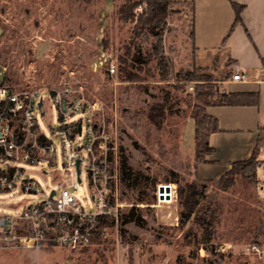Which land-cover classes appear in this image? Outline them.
<instances>
[{"label":"rangeland","instance_id":"obj_1","mask_svg":"<svg viewBox=\"0 0 264 264\" xmlns=\"http://www.w3.org/2000/svg\"><path fill=\"white\" fill-rule=\"evenodd\" d=\"M144 8L140 0H0V86L59 91L69 85L73 100L101 106L95 121L116 142L117 193L124 204L120 222L105 223L108 235L88 247L0 250V264H264L246 254L247 246L264 236V206L254 184L236 177L223 191L215 180L194 175L195 165L211 153H200L195 141V117L204 121L208 105L191 89L196 82L176 77L198 68L191 65L192 6L171 0L160 40L144 26ZM198 90L212 94L215 87L199 84ZM43 96L50 98L47 92ZM58 122V110L49 104L42 128L49 133ZM25 167L45 194L55 186L51 174ZM179 178L182 185L199 182L206 200L200 205L214 213L207 244L212 251L204 247L206 237L194 217L180 223ZM161 185H174L169 204L158 199ZM85 190L91 201L86 185ZM42 198L0 194V213L14 214ZM223 243L232 250L216 251Z\"/></svg>","mask_w":264,"mask_h":264},{"label":"built area","instance_id":"obj_2","mask_svg":"<svg viewBox=\"0 0 264 264\" xmlns=\"http://www.w3.org/2000/svg\"><path fill=\"white\" fill-rule=\"evenodd\" d=\"M108 71L115 73V65L110 64ZM245 77L236 66L231 81L242 82ZM46 92L50 94L48 99L43 96ZM49 104L57 108L59 122L47 133L41 120L46 117ZM101 109L97 104L87 106L80 99L73 100L69 85L59 91H14L0 86V194L43 196L14 214L0 213V250L49 245L85 248L92 245L96 232L108 235L105 223L120 222L124 204L117 193L118 151L112 135L95 121ZM25 166H37L42 174H51L56 181L52 190L45 194L39 181L27 175ZM169 186V190L158 189L161 203L169 204L176 196L171 187L174 185ZM256 190L264 206V167ZM232 248L223 243L216 251L227 253ZM246 254L264 262V236L248 245Z\"/></svg>","mask_w":264,"mask_h":264},{"label":"crops","instance_id":"obj_3","mask_svg":"<svg viewBox=\"0 0 264 264\" xmlns=\"http://www.w3.org/2000/svg\"><path fill=\"white\" fill-rule=\"evenodd\" d=\"M180 1L192 6L191 65L212 74L215 91L206 111L219 127L209 135L212 153L194 175L217 181L253 154L264 164V0ZM232 2L244 7L241 23L235 24ZM236 66L246 76L242 82L231 81Z\"/></svg>","mask_w":264,"mask_h":264},{"label":"trees","instance_id":"obj_4","mask_svg":"<svg viewBox=\"0 0 264 264\" xmlns=\"http://www.w3.org/2000/svg\"><path fill=\"white\" fill-rule=\"evenodd\" d=\"M144 4H146V8L143 10V24L146 27L147 31L158 38L161 39L162 31L166 26L167 18L169 16V6L171 0H140ZM233 8L236 13V21L235 24L242 22V13L244 10L243 6H239L238 4L232 2ZM133 7V6H132ZM126 11H119L121 16L126 15ZM163 61L160 62V66H163ZM183 76V79H182ZM176 77L179 80L185 81H193L196 82L194 86L195 92L197 96H201L204 100V103L207 105L212 104L213 102L209 101V98L212 96L211 92H203L198 90L199 84H208L211 82L212 74L209 73L208 68L198 67L193 69L192 71L179 72L176 74ZM225 96V95H224ZM220 104L228 103V101L221 100ZM210 118V122H206V119ZM204 119V115H203ZM151 120L156 122V116L153 114L151 116ZM196 131H195V141L197 145V149L204 153H212V148L209 146V135L213 132L219 130L217 119L207 116L205 114V119L202 121L201 117H195ZM205 162V161H204ZM264 164L257 160L256 154H253L252 157L245 160H238L232 163V167L229 171H227L219 180L215 182L216 186L223 190L228 191L235 182L236 177H242L243 179L254 184L256 188L257 178L259 173L261 172ZM128 177V174H125ZM175 182L179 185L178 196L180 199V203L182 205L181 211V225H185L192 217L194 220L199 223L203 229L205 239L206 249L209 251L214 250L215 248L207 244H211L213 237V227H214V213L212 212L211 207L202 206L200 202L205 198L204 192L201 190L199 182L193 181L191 183L186 182L182 185V179H175ZM264 232L262 233V235ZM100 232H96L92 238V244L97 242L102 236ZM259 239L254 240L253 242H257Z\"/></svg>","mask_w":264,"mask_h":264},{"label":"water","instance_id":"obj_5","mask_svg":"<svg viewBox=\"0 0 264 264\" xmlns=\"http://www.w3.org/2000/svg\"><path fill=\"white\" fill-rule=\"evenodd\" d=\"M80 130H81V127L79 128V131H80ZM78 174H80L79 163H78ZM165 188H166L167 190H169V189H170V186H169V185H167L166 187H165L164 185H161V186H160V190H161V191H163V189H165ZM54 193H55V192H53L52 195H54Z\"/></svg>","mask_w":264,"mask_h":264},{"label":"bare ground","instance_id":"obj_6","mask_svg":"<svg viewBox=\"0 0 264 264\" xmlns=\"http://www.w3.org/2000/svg\"><path fill=\"white\" fill-rule=\"evenodd\" d=\"M169 198V197H168Z\"/></svg>","mask_w":264,"mask_h":264}]
</instances>
